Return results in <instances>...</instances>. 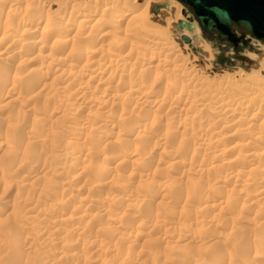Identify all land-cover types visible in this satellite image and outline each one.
Returning <instances> with one entry per match:
<instances>
[{"label":"rangeland","instance_id":"rangeland-1","mask_svg":"<svg viewBox=\"0 0 264 264\" xmlns=\"http://www.w3.org/2000/svg\"><path fill=\"white\" fill-rule=\"evenodd\" d=\"M104 2L0 0V264H264V42L199 54Z\"/></svg>","mask_w":264,"mask_h":264},{"label":"bare ground","instance_id":"bare-ground-1","mask_svg":"<svg viewBox=\"0 0 264 264\" xmlns=\"http://www.w3.org/2000/svg\"><path fill=\"white\" fill-rule=\"evenodd\" d=\"M4 1H7V0H4ZM19 1V0H18ZM30 1V0H29ZM88 1V0H87ZM174 1H176V0H174ZM9 2V1H8ZM15 2V6H16V1H14ZM57 2V1H56ZM127 1L126 0H121L120 2H118L117 3V1L116 0H108V2H104L103 3V7H101V8H103V10L101 11H95V10H97V9H95L94 10V12L95 13H93L92 15H89V16H87V19L86 18H84V19H86V20H88V22L90 23V25L92 24H94V23H100L101 22V16H103V13L104 12H109V13H111V12H113L112 14L113 15H111V25L113 26H115V25H118L120 22H122V20H124V19H126V18H124V17H126L127 15H129V17H128V19L129 20H127V25H128V23H130L131 24V26H129L130 27V29L133 31V30H135V31H137V32H139V31H141V34H143V35H147V33H146V31H147V28L145 27V24L146 25H148L149 27L152 25V24H150V23H148V9H149V7H150V10H151V13L152 14H154V15H156V16H162V21L164 22V24L166 25V26H170L171 24H172V22H175V21H177V23L174 25V27L177 29V31H180V30H182V29H185V30H187V33L190 35V36H181V39L183 38V37H186V38H188L189 39V42H186V41H184L183 39V42L184 43H186V44H188L189 46H190V48L192 49V51H194V52H196V53H201V54H204V53H206L207 54V52H209L210 51V49H209V47H208V45H206V44H204L203 43V41L202 40H200V32H199V30H198V28L197 27H199L198 26V24H197V22L194 20V19H190V18H192V17H190V18H188L187 19V21H183L182 19L181 20H179L180 19V17H179V12H180V10H181V7H182V10H181V14L183 15V16H187V15H190L191 16V14H190V12H189V10H188V8L186 7V6H184L183 4H181L179 1H176V2H173L172 0H134V2H139L138 4H136L135 3V6H131V5H127L129 2H133V1H129L128 0V3H126ZM13 3V2H12ZM20 3V2H19ZM18 3V4H19ZM61 3V2H60ZM101 3V2H100ZM180 5H179V4ZM130 4V3H129ZM133 4V3H132ZM8 5H11V3L10 4H8ZM58 5V4H57ZM63 5V4H62ZM12 6V5H11ZM59 6V5H58ZM60 6H61V4H60ZM100 6H102V3L100 4ZM17 7V6H16ZM10 8V7H9ZM64 9V8H63ZM94 9V8H93ZM10 10V9H9ZM38 10V9H37ZM41 10V9H40ZM79 10V9H78ZM122 10H124V11H126V12H128L127 14H125ZM11 11V10H10ZM17 11V10H16ZM13 12H15V10L13 11ZM91 12V11H90ZM115 13V14H114ZM120 13V14H119ZM14 14V13H13ZM90 14V13H89ZM11 15V14H10ZM75 15V14H74ZM119 15V16H118ZM151 15V14H150ZM7 16V15H6ZM18 16V15H17ZM82 17H84V16H82ZM159 18V17H158ZM18 19V18H17ZM21 19V18H20ZM68 19V18H67ZM83 19V18H82ZM82 19H80V20H82ZM149 19H150V16H149ZM9 20V19H8ZM11 20V19H10ZM9 20V21H10ZM19 20V19H18ZM36 21L33 23V25H34V27L36 28V27H38L39 26V23H38V21L40 20V19H35ZM84 21V20H83ZM105 21V20H104ZM180 21H183V22H186V23H189V24H193V29H187L186 28V26H183L181 29H179L178 28V23L180 22ZM21 22V24H26L27 23V20L25 19V18H23V19H21V21L19 20V22L18 23H20ZM80 23H82L81 21H79ZM108 22V21H107ZM107 22H105V23H107ZM109 22V23H110ZM150 22V21H149ZM157 22V21H156ZM43 24H42V27H44V28H46L45 30H47V28L48 29H52V27H53V24L52 23H50L48 20H46V21H44V22H42ZM74 23V22H73ZM84 23V22H83ZM86 24H89V23H87V21L85 22ZM84 23V24H85ZM160 24L162 23V22H159ZM103 24V23H102ZM125 24H126V22H125ZM81 25V24H80ZM91 25V26H92ZM110 25V24H109ZM111 25H110V27H111ZM159 25V24H158ZM89 26V25H88ZM87 26V27H88ZM103 26V25H102ZM113 26V27H114ZM164 26V25H163ZM85 27H86V25H85ZM90 27V26H89ZM152 27V26H151ZM153 27H155V26H153ZM160 27H162V26H159L158 28H160ZM44 28H41V29H44ZM91 28V27H90ZM89 28V29H90ZM103 28V27H102ZM157 28V29H158ZM155 29V28H154ZM156 29V30H157ZM164 29H165V26H164ZM168 29V28H167ZM33 30H36V29H33ZM131 30H129L130 32H131ZM149 30V29H148ZM155 30V31H156ZM160 30V29H159ZM87 31V30H86ZM150 31V30H149ZM151 31H152V28H151ZM150 31V32H151ZM165 31V30H164ZM170 31L172 32L173 31V29L171 30L170 29ZM170 31H168V32H170ZM105 32V31H104ZM122 32V31H121ZM183 32V31H182ZM3 33V32H2ZM80 33V32H79ZM160 33V32H159ZM178 33V32H177ZM177 33H175L176 34V36H177ZM181 33V32H180ZM203 33V32H202ZM201 33V34H202ZM36 34H39V33H36ZM61 34L62 35H64V38H66L65 40H64V42L65 41H67V38H68V36H67V32H65V31H63V32H61ZM82 34V33H81ZM101 34H103V32L101 33ZM179 34V33H178ZM187 34V35H188ZM204 34V33H203ZM104 35V34H103ZM149 35V34H148ZM147 35V36H148ZM159 35V34H158ZM164 35V34H163ZM166 35V34H165ZM180 35V34H179ZM206 35V34H205ZM31 36V35H30ZM42 36V35H41ZM71 36V35H70ZM74 36H77V35H74ZM102 36V35H101ZM124 36V35H123ZM134 36V35H133ZM136 36V35H135ZM170 36V35H169ZM173 36V35H172ZM203 36V35H202ZM3 37H5V36H3ZM81 37V36H80ZM167 39H168V37L167 36H165ZM171 37V36H170ZM178 37V36H177ZM216 37V36H215ZM7 38V37H6ZM31 38V37H30ZM43 38V37H42ZM164 38V37H163ZM217 38V37H216ZM1 39V38H0ZM26 39V38H25ZM29 39V38H28ZM70 39V38H69ZM151 39V38H150ZM158 39V38H157ZM171 39V38H170ZM218 39V38H217ZM243 39L244 40H248V39H250V40H257V39H253L251 36H249V35H246V36H243ZM11 40H13V39H11ZM43 40V39H42ZM71 40V39H70ZM70 40H68V41H70ZM149 39H147L146 41H148ZM176 40V39H175ZM193 40V41H192ZM201 42H200V41ZM1 41V40H0ZM9 41V40H8ZM58 41H59V39H58ZM60 41H61V43L63 42V40L61 39V37H60ZM151 41H152V39H151ZM155 41H156V38H155ZM158 41V40H157ZM219 41V40H218ZM257 41H260V40H257ZM160 42V41H159ZM173 42V41H172ZM219 42H221V41H219ZM261 42H264V41H261ZM74 43V42H73ZM123 43V42H122ZM135 43V42H134ZM148 43H149V41H148ZM147 43V44H148ZM152 43V45H153V47L152 48H157L158 46L157 45H159L158 43H156V42H151ZM165 43V42H164ZM169 43V42H168ZM202 43V44H201ZM222 43V42H221ZM223 43H225L224 41H223ZM226 43H228V42H226ZM237 43H238V45H237V47L240 45V43L242 44V41H240V39H238V41H237ZM3 44V43H2ZM12 44V43H11ZM14 44V43H13ZM124 44V43H123ZM161 44H162V42H161ZM165 44H167V42L165 43ZM170 44V43H169ZM169 44H168V47H169ZM75 45V44H74ZM151 45V46H152ZM195 45H198V46H201V48L199 49V48H196V47H194ZM231 45H232V43H231ZM41 46V45H40ZM160 46V45H159ZM167 46V45H166ZM233 46V45H232ZM78 47V46H77ZM90 47V46H89ZM92 47V46H91ZM90 47V48H91ZM97 47H99V46H97ZM102 47V46H101ZM166 48V49H164V50H166V51H170V50H168L169 48ZM234 47V46H233ZM237 47H234V48H237ZM13 48V47H12ZM86 48H87V46H86ZM170 48H171V46H170ZM4 49H6V48H4ZM93 49V48H92ZM95 49H98V48H95ZM158 49V48H157ZM40 50L41 49H39V52H40ZM66 50V49H65ZM80 49H78V51H79ZM101 50V49H100ZM147 50V49H146ZM145 50V51H146ZM13 51V50H12ZM49 51V50H48ZM68 51H70V50H68ZM96 51V50H95ZM95 51H93V52H95ZM97 51H99V50H97ZM130 51V50H129ZM137 51V50H136ZM159 51V50H158ZM11 52V51H10ZM18 52V51H17ZM44 52V51H43ZM71 52V51H70ZM81 51H79V53H80ZM87 52H91V50L90 51H87ZM14 53H15V51H14ZM41 53H42V51H41ZM67 53V52H66ZM78 53V54H79ZM96 53V52H95ZM98 53V52H97ZM101 53V52H100ZM26 54V53H25ZM63 54H64V52H63ZM71 54V53H70ZM86 54V53H85ZM93 54V53H92ZM91 54V55H92ZM129 54V53H128ZM132 54V53H131ZM27 55V54H26ZM42 55V54H41ZM44 55V54H43ZM47 55V54H46ZM80 55H81V53H80ZM103 55V54H102ZM116 55V54H115ZM114 54L112 55V58L114 59V60H119L120 59V57L119 58H117L116 56H118V55H116L115 56ZM15 56V55H14ZM85 56V55H84ZM106 56V55H105ZM143 56V55H142ZM65 57H68V56H65ZM81 57V56H80ZM116 57V58H115ZM82 58V57H81ZM81 58H79V59H81ZM85 58V57H84ZM89 58V57H88ZM106 58H109V57H106ZM122 58V57H121ZM124 58V57H123ZM83 59V58H82ZM90 59V58H89ZM139 59V58H138ZM156 59H158V58H156ZM111 60V59H110ZM82 61V60H81ZM80 61V62H81ZM88 63H89V60H86ZM92 61V60H91ZM161 61V60H160ZM82 62H84V60L82 61ZM121 62V61H120ZM93 63H94V61H93ZM95 63H96V61H95ZM99 63H101V62H99ZM124 63V62H123ZM80 64V63H79ZM81 65H85L86 66V64H81ZM108 65H110V64H108ZM93 66V65H92ZM144 66V65H143ZM76 69H77V67L76 66H74ZM87 67V66H86ZM85 67V68H86ZM79 68V67H78ZM84 68V67H83ZM99 69H100V67H98ZM111 68V67H110ZM146 68V67H145ZM79 70V69H78ZM89 70V69H88ZM104 70H106V69H104ZM62 72V71H61ZM68 72V71H67ZM71 72V71H70ZM72 72H73V70H72ZM76 72V71H75ZM90 72V71H89ZM110 72V71H109ZM97 73V72H96ZM108 73V72H107ZM252 73V72H251ZM95 74V73H94ZM234 75H239V76H245L244 74L243 75H241V73L240 72H236V73H233ZM259 74L262 76V75H264V54H262V56L260 57V59H259V63H258V67L256 68V70L252 73V75H249L250 77H251V80H252V84H254L255 83V85H258V82L259 81H262V80H260V76H259ZM62 75V74H61ZM101 75V74H100ZM233 75V78L235 77ZM68 76V75H67ZM72 76H73V74H72ZM113 76V75H112ZM246 76H248V75H246ZM38 77V76H37ZM71 77V76H70ZM100 77V76H99ZM263 77V76H262ZM40 78V77H39ZM63 78H64V76H63ZM65 78H68V77H65ZM232 78V79H233ZM239 78V77H238ZM246 78V77H245ZM71 79V78H70ZM240 79V78H239ZM236 81V80H235ZM234 81V82H235ZM264 81V80H263ZM233 82V83H234ZM254 82V83H253ZM227 83V82H226ZM231 83V82H230ZM251 83V82H250ZM264 82H262V84H263ZM158 84V83H157ZM156 84V85H157ZM227 84H229V83H227ZM235 84V83H234ZM239 84V83H238ZM24 85V84H23ZM26 85V84H25ZM78 85H79V83H78ZM241 85V84H240ZM264 85V84H263ZM82 86V85H81ZM80 86V87H81ZM129 86V85H128ZM244 86V85H243ZM252 86V85H251ZM250 86V87H251ZM259 86H260V84H259ZM237 87V86H236ZM253 87V86H252ZM10 88V87H9ZM137 88V87H136ZM135 88V90H137ZM241 88V87H240ZM253 88H255V87H253ZM253 88H251V89H253ZM264 88V87H263ZM79 89V88H78ZM83 89V88H82ZM168 89V88H167ZM139 90V89H138ZM247 90H249V88L247 89ZM264 90V89H263ZM86 91V90H85ZM140 91V90H139ZM256 91V90H255ZM260 91V90H259ZM140 92H142V91H140ZM257 92V91H256ZM147 94H148V92H146ZM250 93V92H249ZM261 94V93H260ZM139 95H140V93H139ZM164 95V94H163ZM179 95H180V92H179ZM259 94H257V96H258ZM141 96V95H140ZM144 96V95H143ZM151 96V95H150ZM158 96V95H157ZM182 96H184V95H182ZM223 96V95H222ZM243 96V95H242ZM250 96V95H249ZM255 96H256V94H255ZM256 96V97H257ZM145 97V96H144ZM143 97V98H144ZM229 97V96H228ZM147 98V97H146ZM157 98V97H156ZM236 98V97H235ZM245 98H248L247 96L245 97ZM250 98V97H249ZM248 98V99H249ZM259 98V101L258 102H264V93H262L261 94V96H258L256 99H258ZM6 99V98H5ZM162 99V98H161ZM182 99V98H181ZM222 99V98H221ZM247 99V100H248ZM100 100V99H99ZM104 100V99H103ZM171 100H172V98H171ZM187 100V99H186ZM185 100V101H186ZM246 100V99H245ZM244 99L243 100H241V99H233V100H231L230 102H232V104H233V107H235V110H237V108L238 107H241L244 103H246L247 101H245ZM250 100H252V99H250ZM7 101H8V99H7ZM180 101V100H179ZM147 102V101H146ZM154 102V101H153ZM157 102V101H156ZM258 103V104H264V103ZM11 103V102H10ZM161 103V102H160ZM193 103V102H192ZM191 103V104H192ZM228 104L227 105H229V102H227ZM253 103V102H252ZM156 104V103H155ZM175 104V103H174ZM196 104V103H195ZM250 104V103H249ZM145 105H146V103H145ZM152 105V104H151ZM160 105V104H159ZM163 105V104H162ZM161 105V106H162ZM176 105V104H175ZM226 105V104H225ZM224 105V106H225ZM193 106V105H192ZM244 106V105H243ZM263 106V105H262ZM262 106H260V107H262ZM139 107H141V106H139ZM157 107H159V106H157ZM229 107V106H228ZM246 107V106H245ZM253 107V106H252ZM173 108V107H172ZM195 108V110H197L196 109V107H194ZM242 108V107H241ZM250 108V107H249ZM259 108V107H258ZM223 109V108H222ZM228 109V108H227ZM230 109V108H229ZM232 109V108H231ZM239 109V108H238ZM245 109V108H244ZM251 109L252 108H250V111H249V109H247L248 111H246V113L244 114V118H245V116L247 117V119L246 120H248V118H249V120H250V118H253V117H257L258 115H263L262 113H259V112H257V110H256V112H251ZM260 109V108H259ZM181 110H182V108H181ZM186 110V109H185ZM225 110H226V108H225ZM254 110V111H255ZM261 111H262V108L260 109ZM259 110V111H260ZM234 111V110H233ZM237 111H239V110H237ZM229 112H231V110L229 111ZM235 112V111H234ZM240 112H242L241 111V109H240ZM239 112V113H240ZM187 113V112H186ZM225 113V112H224ZM238 113V114H239ZM221 114H223V112L221 113ZM235 114V113H234ZM228 115V114H227ZM230 116H231V114H229ZM229 115L227 116V117H229ZM225 116V115H224ZM236 117H237V115H235ZM236 117H235V119H236ZM231 118V117H230ZM238 118H239V115H238ZM233 119H234V117H233ZM232 119V120H233ZM234 119V120H235ZM242 119V118H241ZM244 120V119H243ZM248 120V121H249ZM240 121V120H239ZM180 124V123H179ZM212 124V123H211ZM241 124V123H240ZM264 124V123H263ZM262 124V125H263ZM229 125V124H228ZM250 126V125H249ZM208 127V126H207ZM227 127H229V126H227ZM253 127V126H252ZM140 129V128H139ZM240 129V128H239ZM206 130H204V132H205ZM209 131V130H208ZM211 131V130H210ZM210 131H209V133H210ZM252 132V131H251ZM206 133V132H205ZM208 133V132H207ZM213 135V134H212ZM166 138V137H165ZM201 138V137H200ZM262 142V141H261ZM252 145V144H251ZM258 148V147H257ZM205 150V149H204ZM257 152V151H256ZM79 154V153H78ZM209 154V153H208ZM262 165V164H261ZM174 166H176V165H174ZM101 172V171H100ZM230 174V173H229ZM226 176V175H225ZM228 176V175H227ZM230 176H232L231 174H230ZM229 176V178H231ZM225 178V177H224ZM228 179V178H227ZM105 184V183H104ZM257 188V187H256ZM127 189V188H126ZM242 192V191H241ZM237 193V192H236ZM263 193V192H262ZM202 209V208H201ZM17 243V242H16Z\"/></svg>","mask_w":264,"mask_h":264},{"label":"water","instance_id":"water-1","mask_svg":"<svg viewBox=\"0 0 264 264\" xmlns=\"http://www.w3.org/2000/svg\"><path fill=\"white\" fill-rule=\"evenodd\" d=\"M186 6L201 31L206 35H213L221 42L232 43L237 47L238 39L243 45L250 39L264 41V0H176ZM178 28L186 26L193 29V24L183 21ZM189 42L186 37L182 38Z\"/></svg>","mask_w":264,"mask_h":264}]
</instances>
